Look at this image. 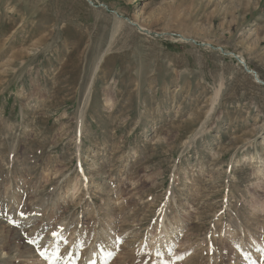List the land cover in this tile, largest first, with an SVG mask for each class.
Segmentation results:
<instances>
[{
    "label": "rangeland",
    "instance_id": "obj_1",
    "mask_svg": "<svg viewBox=\"0 0 264 264\" xmlns=\"http://www.w3.org/2000/svg\"><path fill=\"white\" fill-rule=\"evenodd\" d=\"M0 264H264V0H0Z\"/></svg>",
    "mask_w": 264,
    "mask_h": 264
},
{
    "label": "bare ground",
    "instance_id": "obj_2",
    "mask_svg": "<svg viewBox=\"0 0 264 264\" xmlns=\"http://www.w3.org/2000/svg\"><path fill=\"white\" fill-rule=\"evenodd\" d=\"M144 28V27H143ZM142 30V29H141ZM144 31L146 30V29H143ZM149 33V32H148ZM184 37V36H183ZM187 38V37H186ZM188 39V38H187ZM254 74V73H253ZM218 95V94H217ZM177 235V234H176ZM53 255V254H52Z\"/></svg>",
    "mask_w": 264,
    "mask_h": 264
},
{
    "label": "water",
    "instance_id": "obj_3",
    "mask_svg": "<svg viewBox=\"0 0 264 264\" xmlns=\"http://www.w3.org/2000/svg\"><path fill=\"white\" fill-rule=\"evenodd\" d=\"M246 70L249 72V70L246 68Z\"/></svg>",
    "mask_w": 264,
    "mask_h": 264
}]
</instances>
